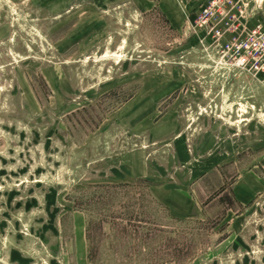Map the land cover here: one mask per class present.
<instances>
[{
	"label": "rangeland",
	"instance_id": "1",
	"mask_svg": "<svg viewBox=\"0 0 264 264\" xmlns=\"http://www.w3.org/2000/svg\"><path fill=\"white\" fill-rule=\"evenodd\" d=\"M0 264H264V0H0Z\"/></svg>",
	"mask_w": 264,
	"mask_h": 264
}]
</instances>
